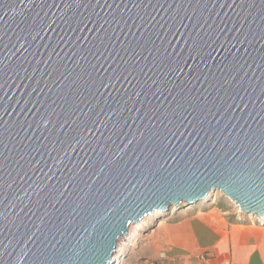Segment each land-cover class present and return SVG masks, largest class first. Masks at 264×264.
Segmentation results:
<instances>
[{
    "label": "water",
    "instance_id": "water-1",
    "mask_svg": "<svg viewBox=\"0 0 264 264\" xmlns=\"http://www.w3.org/2000/svg\"><path fill=\"white\" fill-rule=\"evenodd\" d=\"M218 192L264 217V0H0V264Z\"/></svg>",
    "mask_w": 264,
    "mask_h": 264
},
{
    "label": "crops",
    "instance_id": "crops-1",
    "mask_svg": "<svg viewBox=\"0 0 264 264\" xmlns=\"http://www.w3.org/2000/svg\"><path fill=\"white\" fill-rule=\"evenodd\" d=\"M171 213L148 235L162 264H264V222L240 220L218 206L201 205ZM168 220V221H167Z\"/></svg>",
    "mask_w": 264,
    "mask_h": 264
},
{
    "label": "rangeland",
    "instance_id": "rangeland-1",
    "mask_svg": "<svg viewBox=\"0 0 264 264\" xmlns=\"http://www.w3.org/2000/svg\"><path fill=\"white\" fill-rule=\"evenodd\" d=\"M208 198L209 199L206 203H200L193 207H198L201 205L218 206L228 211L229 215H240V219L248 217V215L244 216L243 212L239 210L238 206L230 199L225 197L221 192L216 193L214 196H209ZM186 208L187 207L184 209ZM184 209H177L176 207H173L170 211V214L173 213L171 220H176V218L181 215L180 211H184ZM159 216L160 213L154 214L146 218L145 221H153ZM162 216L168 217L169 215L167 216V214L164 213ZM165 218L160 220L157 224L162 223ZM145 221L140 225L131 226L128 237L124 239V249L117 253L116 261H114L115 264H162V262L166 260L165 254L161 252L158 254L154 253L153 245L149 244L148 240V235L154 233L158 226L149 230V227L145 226Z\"/></svg>",
    "mask_w": 264,
    "mask_h": 264
},
{
    "label": "bare ground",
    "instance_id": "bare-ground-1",
    "mask_svg": "<svg viewBox=\"0 0 264 264\" xmlns=\"http://www.w3.org/2000/svg\"><path fill=\"white\" fill-rule=\"evenodd\" d=\"M209 196H212V195H209ZM209 196H207L205 199H203L202 201H204V200H206ZM214 196V195H213ZM200 202V201H199ZM233 202V201H232ZM198 203V202H197ZM191 205H194V204H188V203H186V204H184V208L185 207H188V206H191ZM173 207H176L177 209H178V206H173ZM172 207V208H173ZM171 208V209H172ZM171 211V210H170ZM242 212V211H241ZM161 213H166L167 214V212H161ZM245 214V213H244ZM168 215H170V213L169 214H167V216ZM248 215H252V214H248ZM252 216H254V217H256L255 215H252ZM256 218H258V217H256ZM258 219H261V220H263L264 219V217L263 218H258ZM145 221V220H144ZM143 221V222H144ZM160 221V219L159 220H157L156 221V223L155 224H157L158 222ZM142 222V223H143ZM130 231V230H129ZM128 234H129V232H128ZM128 234L126 235V236H124L121 240H120V243L118 244V246L116 247V250H115V252H114V254H113V258H112V261L111 262H109V263H107V264H115L114 263V261H116V257H117V253H119L120 251H122L123 249H124V239H126L127 237H128Z\"/></svg>",
    "mask_w": 264,
    "mask_h": 264
},
{
    "label": "trees",
    "instance_id": "trees-1",
    "mask_svg": "<svg viewBox=\"0 0 264 264\" xmlns=\"http://www.w3.org/2000/svg\"><path fill=\"white\" fill-rule=\"evenodd\" d=\"M208 199L209 198H207L206 200H204V201H200V202H198V203H196V204H194V205H191V206H189L190 208L191 207H193V206H195V205H198V204H200V203H206L207 201H208ZM244 214V213H243ZM162 215H164V213H160V216L159 217H157L155 220H148L147 222L145 221V226H148V227H151L157 220H162L163 218H165L166 216H162ZM246 215H248V214H244V216H246ZM162 216V217H161ZM248 217H254V216H252V215H248ZM255 219H257V220H259V221H262V222H264V219L263 220H261V219H258V218H256V217H254ZM246 219L247 218H242V219H240L241 221H246Z\"/></svg>",
    "mask_w": 264,
    "mask_h": 264
},
{
    "label": "built area",
    "instance_id": "built-area-1",
    "mask_svg": "<svg viewBox=\"0 0 264 264\" xmlns=\"http://www.w3.org/2000/svg\"><path fill=\"white\" fill-rule=\"evenodd\" d=\"M260 222H262V221H260Z\"/></svg>",
    "mask_w": 264,
    "mask_h": 264
}]
</instances>
